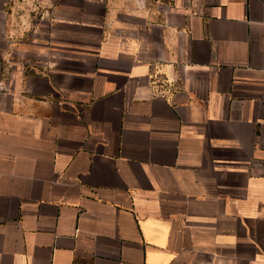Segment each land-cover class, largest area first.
<instances>
[{
  "label": "crops",
  "instance_id": "1",
  "mask_svg": "<svg viewBox=\"0 0 264 264\" xmlns=\"http://www.w3.org/2000/svg\"><path fill=\"white\" fill-rule=\"evenodd\" d=\"M0 264H264V0H0Z\"/></svg>",
  "mask_w": 264,
  "mask_h": 264
}]
</instances>
